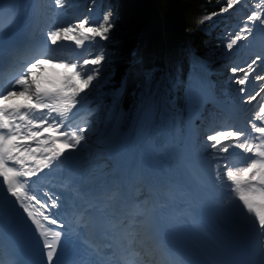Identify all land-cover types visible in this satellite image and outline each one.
I'll list each match as a JSON object with an SVG mask.
<instances>
[{
    "label": "snow or ice",
    "instance_id": "snow-or-ice-1",
    "mask_svg": "<svg viewBox=\"0 0 264 264\" xmlns=\"http://www.w3.org/2000/svg\"><path fill=\"white\" fill-rule=\"evenodd\" d=\"M257 2L262 10H251L225 44L232 52L260 33L262 50L228 68L239 105L206 112L215 84L196 57L186 73L178 64L142 70L131 85L115 80L117 0H91L98 23L85 17L47 31L51 45L99 49L75 61L26 39L29 21L19 11L27 6L0 0L14 9L0 28V63L12 66L21 45L30 54L0 88V264H264V0ZM238 5L226 0L219 14ZM101 88L100 103L110 97L103 120L100 104L90 107ZM243 111L251 113L244 126L201 139L206 121ZM230 148L244 154L242 166L219 155ZM52 173L62 177L61 191L41 190L42 200L36 180ZM240 252L249 258L237 259Z\"/></svg>",
    "mask_w": 264,
    "mask_h": 264
},
{
    "label": "trees",
    "instance_id": "trees-1",
    "mask_svg": "<svg viewBox=\"0 0 264 264\" xmlns=\"http://www.w3.org/2000/svg\"><path fill=\"white\" fill-rule=\"evenodd\" d=\"M204 1H208V0H204ZM213 1H215V0H213ZM127 2H128L127 13L130 14V17L132 18V20H131V22H128L129 24H126L125 20L120 21L119 27H118L115 35H114V39H121L123 36L128 35L133 30H135L136 27L141 24L142 19H143L145 13L147 12V10L151 11V15H147V16H148V18L152 19V20L150 19L151 25H152V27H151L152 28V30H151L152 34H154L156 36L159 35V37L162 38V34H161L162 25L160 24L161 23V17L160 16L158 17V15L156 14V11L152 7V2L148 1V3H147L144 0H127ZM175 2H176V0H154V3L157 4L161 8V10L163 11L164 17L169 22V25L167 27L168 32H171V30H172L171 14H172V10H173V4ZM192 2L193 3L191 5L185 7L186 11L193 12L194 10L197 9V6L200 4L199 0H192ZM122 41H124V40L122 39ZM199 45L201 46V43ZM125 46H126L125 42H117L116 45L111 46V47H112V49H113V47L119 48L120 55L122 56V52H123ZM155 46H160V39L159 38H156ZM201 48L204 51V53L206 54V51H208L207 44L202 43Z\"/></svg>",
    "mask_w": 264,
    "mask_h": 264
},
{
    "label": "bare ground",
    "instance_id": "bare-ground-1",
    "mask_svg": "<svg viewBox=\"0 0 264 264\" xmlns=\"http://www.w3.org/2000/svg\"><path fill=\"white\" fill-rule=\"evenodd\" d=\"M78 1H80V0H71V1L65 2L67 6L65 8L58 9L56 11V14L57 15L66 14L69 11V9H71L73 6L78 4ZM84 1H86V0H84ZM74 18L79 20V19H83L85 17H84V14L81 11H78V12H75L74 16H72V19H74ZM69 19L70 18H68V20Z\"/></svg>",
    "mask_w": 264,
    "mask_h": 264
},
{
    "label": "rangeland",
    "instance_id": "rangeland-1",
    "mask_svg": "<svg viewBox=\"0 0 264 264\" xmlns=\"http://www.w3.org/2000/svg\"><path fill=\"white\" fill-rule=\"evenodd\" d=\"M67 1H69V0H67ZM226 2V1H225ZM83 3H80V4H78V8L82 5ZM87 4H89V2L87 3ZM120 9V8H119ZM75 11V9H74V7H72L71 8V10H70V13L69 14H71L72 12H74ZM63 27V26H62Z\"/></svg>",
    "mask_w": 264,
    "mask_h": 264
}]
</instances>
